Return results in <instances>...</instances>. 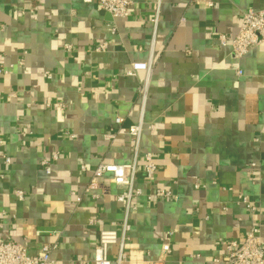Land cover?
<instances>
[{
    "label": "crops",
    "instance_id": "crops-1",
    "mask_svg": "<svg viewBox=\"0 0 264 264\" xmlns=\"http://www.w3.org/2000/svg\"><path fill=\"white\" fill-rule=\"evenodd\" d=\"M248 8L264 0H133L118 18L97 0H0V50L13 66L0 75V240L29 254L57 244L56 264L93 258L100 230L123 217L122 189L106 175L110 193L83 194L100 162L131 161L130 135H104L139 121L146 73L125 71L152 57L141 151L158 169L148 183L140 163L124 264H150L166 241L164 264H228L215 261L223 239L258 227L264 241V42L235 57L218 40L237 34ZM54 152L47 174L39 161ZM155 188L173 196L150 197Z\"/></svg>",
    "mask_w": 264,
    "mask_h": 264
},
{
    "label": "built area",
    "instance_id": "built-area-1",
    "mask_svg": "<svg viewBox=\"0 0 264 264\" xmlns=\"http://www.w3.org/2000/svg\"><path fill=\"white\" fill-rule=\"evenodd\" d=\"M90 1V0H87ZM133 0H97L99 7L108 12L113 18L123 17L127 14ZM211 4V2H210ZM156 26L158 23V15L153 18ZM221 45L230 44L232 53L235 57H242L252 48L260 46L264 42V10H255L248 8L243 12L242 25L237 34L228 38L225 34L218 35ZM107 43H103L96 50H104ZM23 64L24 60H20ZM12 65L5 64V56L0 50V75L8 74L12 69ZM143 70L146 78L140 87V118L139 121L128 127L118 125L111 133L105 134L106 140L114 139L118 134H128L133 140L132 159L127 163H106L100 162L93 170L90 179L84 191V196L94 200H100L102 196L110 193L109 185L104 183L102 179L108 175L109 182L116 187L122 189V192L116 195V200L124 205V213L120 222H112L109 228L100 230L97 241L94 246V254L92 259L79 260L76 264H112L109 258L108 250L110 245H117V255L115 264H124L133 261L132 255L129 253L130 231H131V214L135 209L134 198L142 194V189L137 186L138 174L140 172V163L142 164V172L144 179L148 183H152L158 169L153 155L150 152L141 151V140L144 131V109L149 94V81L153 70V58L150 57L146 61L131 62L129 68L125 71L127 76L135 75L137 71ZM242 71L239 70L238 74ZM48 77L50 73H45ZM62 107L61 104H56ZM121 121V120H120ZM74 136V135H72ZM3 144L0 138V146ZM3 161L6 165H10L12 160L9 155H3ZM59 160V155L54 152L48 158H42L39 165L42 170L49 174L53 165ZM84 169L85 166L83 165ZM0 178H4V174H0ZM99 189V192H95ZM15 194L19 200L25 198V191L16 190ZM74 200L81 202L83 195L72 192ZM169 191L161 188H155L150 197L163 198L172 197ZM244 199V198H243ZM245 200V199H244ZM171 234V232H169ZM222 246L225 255L222 258H215V261H225L228 264H264V241L261 238L260 230L254 227L243 240L223 239ZM57 248V244H42L35 254H29L26 247L12 239L6 238L0 240V264H56L53 257V251ZM172 248L169 241L163 243L162 252L156 260H148L150 264H164L170 256Z\"/></svg>",
    "mask_w": 264,
    "mask_h": 264
}]
</instances>
